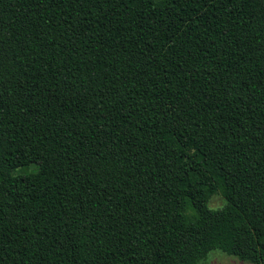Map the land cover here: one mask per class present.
<instances>
[{"label":"trees","instance_id":"obj_1","mask_svg":"<svg viewBox=\"0 0 264 264\" xmlns=\"http://www.w3.org/2000/svg\"><path fill=\"white\" fill-rule=\"evenodd\" d=\"M214 249L264 264V0H0V264Z\"/></svg>","mask_w":264,"mask_h":264},{"label":"rangeland","instance_id":"obj_2","mask_svg":"<svg viewBox=\"0 0 264 264\" xmlns=\"http://www.w3.org/2000/svg\"><path fill=\"white\" fill-rule=\"evenodd\" d=\"M30 169H33V167ZM224 204H225V200L220 194L214 195L209 202V206L211 208H220ZM201 264H253V263L242 261L239 258L233 255H229L220 249H214L209 253L208 257L205 260H203Z\"/></svg>","mask_w":264,"mask_h":264}]
</instances>
